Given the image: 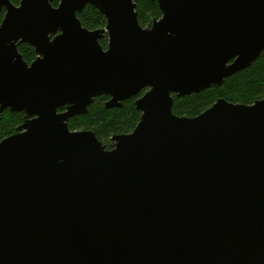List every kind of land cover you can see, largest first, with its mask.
Here are the masks:
<instances>
[{
    "label": "water",
    "instance_id": "obj_1",
    "mask_svg": "<svg viewBox=\"0 0 264 264\" xmlns=\"http://www.w3.org/2000/svg\"><path fill=\"white\" fill-rule=\"evenodd\" d=\"M150 2L143 28L134 0H0V115H25L0 143V264H264V100L173 111L260 59L264 0ZM101 97L142 114L111 150L69 128Z\"/></svg>",
    "mask_w": 264,
    "mask_h": 264
},
{
    "label": "trees",
    "instance_id": "obj_2",
    "mask_svg": "<svg viewBox=\"0 0 264 264\" xmlns=\"http://www.w3.org/2000/svg\"><path fill=\"white\" fill-rule=\"evenodd\" d=\"M137 4L139 22L143 28H150L154 21L162 17L159 5L150 0H134ZM19 6L21 0H11ZM59 1L54 3L58 7ZM4 14H0V21ZM82 26L91 31L104 29L106 19L95 8L88 6L78 15ZM104 49L107 41H101ZM19 53L27 64L36 60L35 50L29 45L19 47ZM144 92L141 94V96ZM108 97L95 100L90 107L89 114L77 117L69 122V128L73 132L92 131L103 142L108 150L112 149V139L116 136L129 135L138 126L142 114L136 110L135 100L127 101L122 109H106L105 103ZM219 100H225L233 104L251 106L264 100V53L252 67L228 79L221 88L213 87L200 94L175 98L174 114L179 117L196 118L213 107ZM23 113L5 111L0 115V143L14 135L17 128L24 122Z\"/></svg>",
    "mask_w": 264,
    "mask_h": 264
},
{
    "label": "flooded vegetation",
    "instance_id": "obj_3",
    "mask_svg": "<svg viewBox=\"0 0 264 264\" xmlns=\"http://www.w3.org/2000/svg\"><path fill=\"white\" fill-rule=\"evenodd\" d=\"M1 14H2V13H1ZM3 14H4V16H5V12H3ZM3 19H4V17L2 18V20L0 21V23L3 21ZM105 40H106V39H105ZM102 41H103V40H102ZM106 49H107V48H106ZM35 53H36V52H35ZM36 58H37V57H36ZM33 62H34V61H33ZM33 62H32V63H33ZM32 63H31V64H32ZM108 99H109V98H108ZM112 144H113V143H112ZM112 146H113V145H112ZM112 148H113V147H112Z\"/></svg>",
    "mask_w": 264,
    "mask_h": 264
},
{
    "label": "rangeland",
    "instance_id": "obj_4",
    "mask_svg": "<svg viewBox=\"0 0 264 264\" xmlns=\"http://www.w3.org/2000/svg\"><path fill=\"white\" fill-rule=\"evenodd\" d=\"M113 145V144H112Z\"/></svg>",
    "mask_w": 264,
    "mask_h": 264
}]
</instances>
